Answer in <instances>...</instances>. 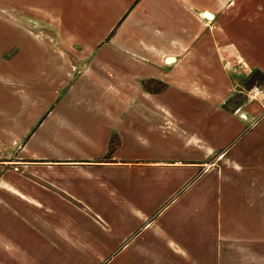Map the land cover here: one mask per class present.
Masks as SVG:
<instances>
[{"label": "crops", "instance_id": "0c3cea01", "mask_svg": "<svg viewBox=\"0 0 264 264\" xmlns=\"http://www.w3.org/2000/svg\"><path fill=\"white\" fill-rule=\"evenodd\" d=\"M28 1L62 28L125 31L136 74L195 72L209 96L177 79L107 108L96 137H38L12 178L0 165V264H264V0Z\"/></svg>", "mask_w": 264, "mask_h": 264}, {"label": "rangeland", "instance_id": "374dc122", "mask_svg": "<svg viewBox=\"0 0 264 264\" xmlns=\"http://www.w3.org/2000/svg\"><path fill=\"white\" fill-rule=\"evenodd\" d=\"M62 25L56 14L31 12L28 0H0V165L12 171L11 178L13 172L33 162L26 153L40 136L69 131L96 137L101 124L109 121L106 113L115 112L107 108L153 101V95L174 86V77L160 80L131 69V62L126 61L131 54L126 50L129 38L125 31L117 28L106 33ZM197 31L209 35L202 23ZM212 37L218 39L215 34ZM175 49L187 56L197 52L186 46ZM219 49L220 45L209 44L207 53L212 56L220 53ZM212 64L209 61V67ZM221 64L227 69L226 61ZM178 72L185 73L182 67ZM191 73L177 79L188 89L203 86L199 94L209 96L206 77L196 78L195 72ZM148 112L150 116L154 113ZM115 144L114 138L113 147ZM132 202L142 205L136 199ZM70 264L83 263L77 259Z\"/></svg>", "mask_w": 264, "mask_h": 264}, {"label": "built area", "instance_id": "2783aa9c", "mask_svg": "<svg viewBox=\"0 0 264 264\" xmlns=\"http://www.w3.org/2000/svg\"><path fill=\"white\" fill-rule=\"evenodd\" d=\"M251 95H253V98L257 96H264V91L260 87H255L251 91Z\"/></svg>", "mask_w": 264, "mask_h": 264}, {"label": "bare ground", "instance_id": "6f19581e", "mask_svg": "<svg viewBox=\"0 0 264 264\" xmlns=\"http://www.w3.org/2000/svg\"><path fill=\"white\" fill-rule=\"evenodd\" d=\"M2 187H3V185H2ZM12 192V191H11ZM16 192V191H15ZM23 196V195H22ZM25 199V198H24Z\"/></svg>", "mask_w": 264, "mask_h": 264}]
</instances>
